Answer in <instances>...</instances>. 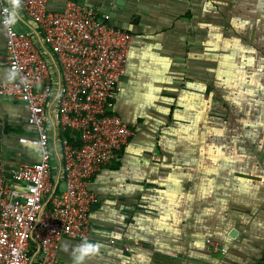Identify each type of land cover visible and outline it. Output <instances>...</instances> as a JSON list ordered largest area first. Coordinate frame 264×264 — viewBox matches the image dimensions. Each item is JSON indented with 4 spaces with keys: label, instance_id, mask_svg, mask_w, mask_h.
I'll return each mask as SVG.
<instances>
[{
    "label": "crops",
    "instance_id": "0c3cea01",
    "mask_svg": "<svg viewBox=\"0 0 264 264\" xmlns=\"http://www.w3.org/2000/svg\"><path fill=\"white\" fill-rule=\"evenodd\" d=\"M79 3L133 37L114 102L132 136L88 183L96 197L88 240L101 247L86 264H264V0ZM18 17L13 28L40 46L36 27L20 9ZM6 69L0 24V83L13 81ZM26 116L25 103L0 97L7 166L38 160L17 142L34 136L20 128ZM47 126L50 181L61 191L58 137ZM207 239L227 252L207 253ZM82 242L62 240L58 264H72Z\"/></svg>",
    "mask_w": 264,
    "mask_h": 264
},
{
    "label": "built area",
    "instance_id": "2783aa9c",
    "mask_svg": "<svg viewBox=\"0 0 264 264\" xmlns=\"http://www.w3.org/2000/svg\"><path fill=\"white\" fill-rule=\"evenodd\" d=\"M7 8L0 0L6 64L17 77L0 83V97L25 103L27 116L20 128L34 136L17 142L36 149L38 160L7 166L0 141V264H58L62 240L89 239L96 204L89 181L132 136L115 114L114 102L133 37L115 27L109 14L79 0H65L57 12L48 9L47 0H21L22 14L40 35L38 46L30 34L3 25ZM49 122L58 137L61 191L50 181ZM203 247L214 256L227 252L213 239Z\"/></svg>",
    "mask_w": 264,
    "mask_h": 264
},
{
    "label": "clouds",
    "instance_id": "9594fccd",
    "mask_svg": "<svg viewBox=\"0 0 264 264\" xmlns=\"http://www.w3.org/2000/svg\"><path fill=\"white\" fill-rule=\"evenodd\" d=\"M21 7V0H10V7L5 9L7 15L3 19V25L6 28H10L15 25L18 20V11ZM6 78L8 80H14L17 77V72L11 69H6ZM101 245L89 240L83 241L78 246L72 249V264H86L89 257L98 254Z\"/></svg>",
    "mask_w": 264,
    "mask_h": 264
}]
</instances>
